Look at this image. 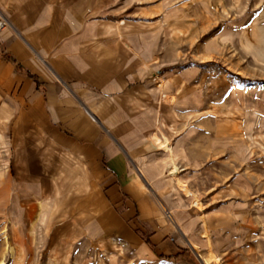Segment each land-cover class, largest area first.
<instances>
[{"label":"rangeland","instance_id":"obj_1","mask_svg":"<svg viewBox=\"0 0 264 264\" xmlns=\"http://www.w3.org/2000/svg\"><path fill=\"white\" fill-rule=\"evenodd\" d=\"M38 1L33 29L62 11L74 26L53 55L74 56L130 93L129 107L105 123L127 126L133 176L115 183L119 206L94 178L82 187L64 176L61 193L63 176H19L14 101L0 86V264H264V0ZM118 22L121 34L108 33ZM159 121L179 177L206 204L213 250L198 235L201 202L179 193L171 160L149 143ZM47 200L44 222L33 213Z\"/></svg>","mask_w":264,"mask_h":264},{"label":"crops","instance_id":"obj_2","mask_svg":"<svg viewBox=\"0 0 264 264\" xmlns=\"http://www.w3.org/2000/svg\"><path fill=\"white\" fill-rule=\"evenodd\" d=\"M0 5L8 20V25L0 30V86L8 100L14 101L13 165L18 175L40 182H51L52 176H63L59 178L61 193L68 183L64 176L71 177L82 187L94 178L98 183L104 182L107 195L119 206L122 198L118 184L123 185L126 176H133L125 160L123 135L127 126L122 123L108 126L105 119L118 117L129 107L130 93L121 94L125 86L119 79L112 81L113 76L105 78L98 69L82 67V62L74 56L64 52L53 55L59 41L68 37L74 27L68 22L67 12L62 11L58 20L52 17L50 27L37 30L32 25L36 18L34 8H39L38 0H0ZM28 11H32V15ZM107 29L108 33L116 30L118 35L122 30L119 22ZM262 33L264 30L257 34L264 37ZM156 79L161 101L172 105L175 96L164 92L168 83L161 77ZM164 97L173 101L168 102ZM160 123L149 135V143L164 152L165 159L171 160V180L179 193L192 199L195 208L196 200L201 202L202 225L197 231L200 238L206 239L207 251L213 250L206 204L198 192L179 177L174 148ZM155 134L168 141V149L155 142ZM0 139H3L1 133ZM140 168L141 174H146V167ZM38 204L33 214L45 222L51 203L47 200L45 204ZM189 243L196 250V245Z\"/></svg>","mask_w":264,"mask_h":264},{"label":"trees","instance_id":"obj_3","mask_svg":"<svg viewBox=\"0 0 264 264\" xmlns=\"http://www.w3.org/2000/svg\"><path fill=\"white\" fill-rule=\"evenodd\" d=\"M146 243H148V245L151 246V243L149 241L146 240ZM152 249H153V247H152ZM182 253L184 254V252H182ZM161 258L166 259V260H176L178 258V256H172V257L162 256ZM187 260H188L187 261L188 264H196L195 260H192V258H188Z\"/></svg>","mask_w":264,"mask_h":264},{"label":"built area","instance_id":"obj_4","mask_svg":"<svg viewBox=\"0 0 264 264\" xmlns=\"http://www.w3.org/2000/svg\"><path fill=\"white\" fill-rule=\"evenodd\" d=\"M8 25V20L3 16L1 10H0V29L4 28Z\"/></svg>","mask_w":264,"mask_h":264},{"label":"bare ground","instance_id":"obj_5","mask_svg":"<svg viewBox=\"0 0 264 264\" xmlns=\"http://www.w3.org/2000/svg\"><path fill=\"white\" fill-rule=\"evenodd\" d=\"M165 98V97H164ZM165 100H167L168 102H171V99L170 98H165ZM171 104V103H170ZM158 145V144H157ZM159 146H161L160 144H159ZM141 174V173H140ZM191 245V244H190ZM194 248H195V246H194Z\"/></svg>","mask_w":264,"mask_h":264}]
</instances>
